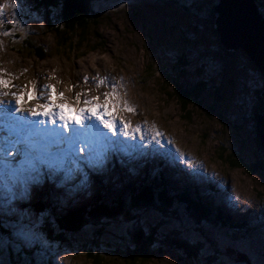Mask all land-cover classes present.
Listing matches in <instances>:
<instances>
[{
	"label": "rangeland",
	"instance_id": "obj_1",
	"mask_svg": "<svg viewBox=\"0 0 264 264\" xmlns=\"http://www.w3.org/2000/svg\"><path fill=\"white\" fill-rule=\"evenodd\" d=\"M217 1L95 0L92 11L99 17L89 19L83 31L72 30L76 33L73 35L67 32L65 25H60L55 34L48 26L45 9L34 12L30 0H16L15 10L8 0H0V4L5 5V13L0 14V32L12 33L0 35V68L15 77L12 84L18 82L24 86L34 79L39 89L38 86L47 81L56 84L59 80L57 89L65 90L72 84L73 91L85 85L86 76L95 89L96 81L104 78L109 86L106 88L117 85L121 108L126 101L134 109V113L118 111L119 118L147 130L144 136L147 153L137 154L135 159L120 147L123 150L111 154L99 173L90 174L86 188L70 192L68 189L76 181L67 182L61 188L49 182L38 189L32 188L25 209L36 224L31 245L40 244L39 251L25 252L27 247L21 249L19 242L13 244L8 239L6 242V234L0 233L3 264H44L45 261L92 264L82 251V245L88 244L93 230L98 227L88 226L60 245L51 240L47 232L55 228L50 214L35 212L34 204L47 200L57 205L58 213L64 214L88 204L100 192L106 201L125 199L130 188L153 182L163 183L168 191L176 193L187 190L191 195L192 190H196L198 196L201 194L205 200H210L219 213L227 216L231 224L248 223L252 227L250 231L241 228L231 234L223 232L219 235L222 240L209 237L219 250L233 258L234 264H264V171L255 167L262 164L264 155L255 145L251 119V110L257 106L255 91L264 89V76L241 50L227 59L219 53L218 42L205 24L207 11ZM13 17L18 21L15 28L11 27ZM62 39H69L70 44L62 46ZM72 42H78L76 47L72 48ZM37 46L44 52L39 56L32 54L30 48ZM178 63L187 66L183 75L190 90L204 88L195 102L185 107L172 96L167 82L170 76H177ZM49 76L55 79L49 80ZM0 99L14 103L10 96ZM36 102L30 101V104ZM153 130L162 133L159 145L149 143ZM5 140L6 133L0 131V146H7ZM169 140L173 143L169 144ZM84 147L88 151L87 146ZM157 150L162 152L157 153ZM170 151L176 153L173 161ZM1 156L2 152L0 159ZM20 159L15 168L0 163V211L8 207L6 198L18 192V183L27 179L28 161ZM157 162H160L159 167ZM64 174L62 169L57 176L63 179ZM158 174L163 179H158ZM206 187L212 190L210 195L205 193ZM168 195L171 197L170 192ZM134 218L145 224V231L158 225L161 229L158 231L175 230L193 242H203V235L181 209L173 213L166 211V214L144 210L137 212ZM99 227L104 230L98 240L103 250L98 256L100 260L93 264H127L122 262L120 252L115 251L128 245L127 233L131 226L118 221ZM245 230L249 232L247 237L243 235ZM234 233L242 240L235 235L237 242H234ZM205 248L210 247L205 245ZM144 264H199V261H186L183 254L165 247L160 253L156 250Z\"/></svg>",
	"mask_w": 264,
	"mask_h": 264
},
{
	"label": "snow or ice",
	"instance_id": "obj_2",
	"mask_svg": "<svg viewBox=\"0 0 264 264\" xmlns=\"http://www.w3.org/2000/svg\"><path fill=\"white\" fill-rule=\"evenodd\" d=\"M8 4L14 10L17 7L16 0H8ZM4 7V4H0V14ZM17 25L18 21L13 17L11 27ZM11 34L10 31L0 32V35L5 36ZM14 78L0 68V97L10 96L14 101L5 103L0 99V131L6 133L7 145L0 146V152L4 162L13 168L21 156L28 161L29 168L27 179L18 183V192L6 198L8 207L0 211V233L7 232L9 242H19L21 246L28 247L35 240L36 227L25 209L32 188L38 189L45 182L61 188L70 181H76L68 189L70 192L86 188L90 174L99 173L111 154L123 150L117 146L116 141H109L98 128L112 136L117 135V129L123 137H128L131 131L133 138L139 137L141 140L147 130L140 125L131 126L123 117L117 122L115 114L118 111L134 113V109L126 101L121 108L116 84L111 85V91L102 94L103 99L98 95L89 97L87 89L77 91L68 98L65 92L72 91V84H68L64 91H58L56 84L60 81L56 80V84L47 83L37 89L33 79L17 91H10L16 87L11 83ZM48 79H55V76H49ZM86 81L87 77H84L83 82ZM101 84L108 87L104 78L96 81V87ZM41 100L43 102L29 104L30 101ZM161 137L162 133L153 130L149 143L159 145ZM89 140L92 142L89 143ZM168 143L173 142L169 140ZM84 145H87L88 151H85ZM85 168L88 172L84 171ZM62 169L65 174L60 179L57 173ZM0 264L3 262L0 261Z\"/></svg>",
	"mask_w": 264,
	"mask_h": 264
},
{
	"label": "trees",
	"instance_id": "obj_3",
	"mask_svg": "<svg viewBox=\"0 0 264 264\" xmlns=\"http://www.w3.org/2000/svg\"><path fill=\"white\" fill-rule=\"evenodd\" d=\"M94 1L95 0H30V5L31 8L34 9V12L41 11V8L45 9L48 26L52 28L55 34L58 33L57 30L60 25H65L64 27L67 32L74 35L76 34L74 33V31L76 32V28L83 31L87 27L89 19L99 17L98 13L92 11V4ZM253 1L258 7V11L264 17V0ZM213 5L214 4L211 5L206 13L205 17L207 19L205 24L211 29L214 38L218 40V36L213 30ZM76 43L78 42H72V48L76 47ZM83 43L84 41H82V44ZM60 44L62 46L65 44L69 45L70 40L67 39L64 41L62 39ZM30 48L32 49V54L37 56H39L40 53H44L38 46ZM218 50L226 59L233 55V53L223 50L220 45ZM176 66L179 70L177 76H170L167 82L170 83L169 88L171 89L172 96L185 107L187 103L195 102V99L201 93V89L203 90L204 88L199 86V90L197 88L190 90V87L185 85V77L183 75V73L186 75L184 69H186L187 66L185 63H178ZM262 92H264V89L255 91L257 106L252 108L251 114L261 111L260 93ZM255 167L264 170L263 164L256 165ZM159 177L160 176L157 175V178ZM169 192H171V190L168 191L163 184L158 185L157 182H153V184L149 186L139 184L137 187L130 188L125 199L118 197L117 199L106 201L105 195L100 192L96 194L88 204L77 206L74 209L66 211L64 214L58 213L57 205L47 200H45V203L38 202L35 206L36 212L39 214L43 211H48L50 213V218L55 228L53 227V230L47 229V232L50 239L58 242L60 245L66 244L70 236L81 233L88 226L98 227L93 230V235L89 239L88 244L82 245V251L92 261V264L100 260L98 256L101 255L103 250V245L98 240L100 234L104 233V230L99 226L118 221H124V223L131 226L127 233L128 245L125 246L123 250L115 251V253L120 252L119 255L124 263L144 264L154 256L156 250L160 253L163 248L168 247L180 252L183 254L186 261L193 263L199 261V264H234L232 263L233 258L228 257L225 252L219 250L210 237L222 240L223 238L219 237V235L223 232L231 234V232L234 231L239 232L241 228L250 231L249 224H231L227 216L216 211L213 203L210 200H205L200 195L198 196L196 191L193 192V194L191 192V195L186 191H184L186 193L182 192L176 196L170 193L171 197L168 195ZM205 193L211 194L210 188H205ZM177 209H181V211L187 214L193 221L192 225L199 234L201 233L203 235L204 243L202 241L193 242L175 230L170 233L158 231V229L161 230L158 228V225L150 226L148 231H145V224L142 221H136V218H134L137 212L144 210H156L166 214V211H171V213H173ZM247 230H245L243 234L246 237L249 235ZM5 234L7 242L8 233L5 232ZM235 235L237 234L234 233L232 235V240L237 242L234 239ZM239 239V241L242 240L241 236H239ZM205 245L210 248H205ZM23 248L24 247L21 246V249ZM39 248L40 244H34V246H28L25 252H30L29 250L39 251ZM46 258V255H44V260H46ZM44 264L49 263L45 261Z\"/></svg>",
	"mask_w": 264,
	"mask_h": 264
},
{
	"label": "water",
	"instance_id": "obj_4",
	"mask_svg": "<svg viewBox=\"0 0 264 264\" xmlns=\"http://www.w3.org/2000/svg\"><path fill=\"white\" fill-rule=\"evenodd\" d=\"M212 10L213 30L221 48L230 53L241 50L264 76V17L255 2L218 0ZM260 97L261 111L251 114V119L255 145L264 155V92Z\"/></svg>",
	"mask_w": 264,
	"mask_h": 264
},
{
	"label": "bare ground",
	"instance_id": "obj_5",
	"mask_svg": "<svg viewBox=\"0 0 264 264\" xmlns=\"http://www.w3.org/2000/svg\"><path fill=\"white\" fill-rule=\"evenodd\" d=\"M4 12V11H3ZM5 13V12H4ZM87 68V67H86ZM87 77V81L86 82H84L85 83V85H83V86H80L79 87V89L77 90V88L75 87V89L73 90V91H71V92H65V96L66 97H68V98H71L74 94H75V92H77V91H81V92H83L85 89H94V91H91V90H88L90 93L88 94V96L89 97H91L92 95H98V96H100V98L101 99H103V93L105 92V91H111V89H108V88H106L105 86H103V87H97V89H95L94 88V86H93V84H91V83H89L88 82V76H86ZM83 79V78H82ZM47 83H48V81H47ZM44 84V83H43ZM46 84V83H45ZM12 85H14V86H16V87H13V88H11L10 90L11 91H14V90H18V88L19 87H21L22 86V84H20V83H18V82H13V84ZM42 85H40V86H38V88H40ZM117 86V85H116ZM109 87V86H108ZM58 91H64V89L63 88H61V89H57ZM116 91H118V87H116ZM118 93V92H117ZM39 94V93H38ZM92 94V95H91ZM120 94V93H119ZM122 97H126L125 95H121ZM6 98V97H5ZM84 97L82 96L81 97V99H83ZM9 100V99H8ZM14 102V101H13ZM38 102H43V100H41V101H38ZM29 104H30V102H29ZM116 115V117H117V121H118V118H119V116L117 115V114H115ZM123 115L125 116V113H123ZM139 125V124H138ZM71 127V126H70ZM145 127V126H144ZM149 128V127H148ZM153 129V128H152ZM99 131L100 132H102V133H104V135H106L108 138H110V141H116V144H117V146L120 148V147H123L124 149H125V151L127 152V150L131 153V157L132 158H137V154H139L140 156H142L144 153H147V152H145V150L147 149V147H146V144H145V142H144V139L143 140H141V139H139L138 137H136L135 139H132V134H131V131H130V134H129V136L128 137H125L127 140H124V141H122V140H120V136L121 137H123L122 135H120L119 134V130L117 131V135L115 136V138H113L112 136L110 137V134L109 133H107L106 132V130H104V129H102V128H100L99 129ZM4 135V134H3ZM152 135V134H151ZM5 137V136H4ZM133 140H135V143H133L132 141ZM164 140V139H163ZM3 141V140H2ZM92 141L91 140H89V143H91ZM137 142V143H136ZM6 145V144H5ZM142 145H143V147H142ZM84 146H87V145H84ZM140 146V147H139ZM151 149H155V147H150ZM168 149V148H167ZM79 150V149H78ZM125 151H123V152H125ZM151 151V150H150ZM150 151H148V152H150ZM162 152V150H157V153L158 152ZM154 153V152H153ZM118 154V153H117ZM134 154V155H133ZM175 154L176 153H174V152H169V157L170 158H173L172 159V161L174 160V156H175ZM155 158V157H154ZM21 160V159H20ZM134 160V159H133ZM182 161V160H181ZM0 163L2 164V165H5L6 163L4 162V159H3V156H1V159H0ZM25 165V164H24ZM166 165V164H165ZM10 166V165H9ZM27 166V165H26ZM181 166V165H180ZM11 167V166H10ZM5 168V167H4ZM147 168V167H146ZM175 168V167H174ZM182 168V167H181ZM186 168V167H185ZM25 169V168H24ZM113 169V168H112ZM162 170V169H161ZM5 171V170H4ZM173 171V170H172ZM139 172V171H138ZM4 173V172H3ZM25 176V175H24ZM141 178V177H140ZM175 179V178H174ZM19 180V179H18ZM205 180V179H204ZM142 181V180H141ZM75 183V182H74ZM204 184V183H203ZM212 184V183H211ZM207 185V184H206ZM88 186H89V184H88ZM184 186V185H183ZM204 186V185H203ZM200 187V186H199ZM143 188V187H142ZM66 189V188H65ZM53 190V189H52ZM203 190V189H202ZM198 191V190H197ZM215 191V190H214ZM194 192V191H193ZM62 193V192H61ZM188 195V194H187ZM210 195V194H209ZM179 196V195H178ZM193 196V195H192ZM217 200V199H216ZM92 201V200H91ZM209 201V200H208ZM47 202V201H46ZM113 203V202H112ZM2 204V203H1ZM3 205V204H2ZM206 205V204H205ZM62 206V205H61ZM221 206V205H220ZM227 208V207H226ZM228 210V209H227ZM217 211V210H216ZM215 211V212H216ZM63 212V211H62ZM65 215H67V214H65ZM63 217V216H62ZM231 217V216H230ZM222 218V217H221ZM227 219V218H226ZM233 219V218H232ZM233 221V220H232Z\"/></svg>",
	"mask_w": 264,
	"mask_h": 264
}]
</instances>
